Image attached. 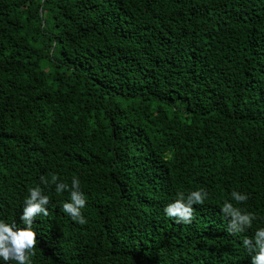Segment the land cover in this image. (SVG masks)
<instances>
[{"label": "trees", "instance_id": "16d2710c", "mask_svg": "<svg viewBox=\"0 0 264 264\" xmlns=\"http://www.w3.org/2000/svg\"><path fill=\"white\" fill-rule=\"evenodd\" d=\"M53 175L79 179L87 223ZM36 186L50 202L32 264H252L264 0H0V218L24 228ZM200 189L191 223L165 215ZM226 201L256 215L251 228L229 232Z\"/></svg>", "mask_w": 264, "mask_h": 264}, {"label": "clouds", "instance_id": "9594fccd", "mask_svg": "<svg viewBox=\"0 0 264 264\" xmlns=\"http://www.w3.org/2000/svg\"><path fill=\"white\" fill-rule=\"evenodd\" d=\"M44 185H49V181L41 177ZM51 184L55 185V192L62 193L70 191V201L63 203V210L72 220L79 224L87 223L81 213L85 207V194L81 190L79 179L73 177L71 189L64 182H58L57 176L53 175ZM207 192L200 189L185 195L184 192L177 193L176 199L168 204L164 213L166 216L174 218L176 223H191L193 217V205H202L207 199ZM232 199L238 203L247 201L248 196L237 191L231 193ZM50 198L44 190L39 187L29 189V194L24 199V206L20 221L25 225L24 228L18 227L15 221L9 223L0 218V264H32V256L36 246L37 234L33 229V221L37 215H48V205ZM221 212L230 217L229 232H242L251 228L256 219L254 213L241 210L231 202H225ZM244 247L251 256L252 264H264V227L256 229L252 238L243 241Z\"/></svg>", "mask_w": 264, "mask_h": 264}]
</instances>
